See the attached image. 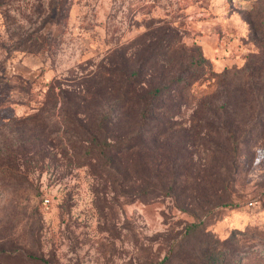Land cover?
I'll return each instance as SVG.
<instances>
[{"label":"rangeland","instance_id":"1","mask_svg":"<svg viewBox=\"0 0 264 264\" xmlns=\"http://www.w3.org/2000/svg\"><path fill=\"white\" fill-rule=\"evenodd\" d=\"M263 20L264 0H0V264L156 263L199 221L219 240L237 234L240 264H264V140L229 138L247 112L223 75L262 56ZM199 55L196 82L160 104L170 128L152 122L144 151L105 166L95 125L118 91L98 81L136 71L152 89L189 78ZM85 81L91 108L47 96ZM122 120L137 131L136 110Z\"/></svg>","mask_w":264,"mask_h":264},{"label":"trees","instance_id":"2","mask_svg":"<svg viewBox=\"0 0 264 264\" xmlns=\"http://www.w3.org/2000/svg\"><path fill=\"white\" fill-rule=\"evenodd\" d=\"M261 24L264 26V20ZM164 42L166 43V41ZM260 55L263 57L258 58L257 56L244 67L242 76L239 78L238 74H234L231 71L226 70L223 73L225 78L229 79L227 83L230 84L224 89L225 92L232 93L235 96V105L240 104L242 108L245 107L247 112L246 128L244 130L234 131L235 128L233 126L226 127L229 138L234 139L235 144L238 140L247 143L264 140V46ZM204 63H206V60L201 55L192 57L191 63L186 68L189 78L180 75L178 80H173L168 84L152 89L145 88L144 81H139L136 78V71L127 73V71L121 70L122 74L120 75L117 74L118 69L106 72L110 78L104 80V82L98 81V91L105 89L108 92H115L117 87L118 93L113 97L114 100L111 103L107 102L103 105V109L108 105V110L107 112L104 111L97 120L95 131H97L99 136L93 137L95 147L98 149L100 156L105 159V166L115 165L117 161H121V157L127 154L131 155L136 151H144L152 122H154V127L157 129L167 130L170 128L171 125L167 121L158 118L160 104L176 88L185 89L194 84L196 82L195 78H198V70ZM1 70L2 68L0 67V79ZM114 74L116 75L115 80ZM95 86L88 84L86 81L85 83L82 82L66 87L59 86L57 82H53L49 86L47 96L50 98L58 97L66 101L72 95V98L77 99L78 106L91 108L97 100L93 95ZM156 107L157 110L155 111ZM122 109L124 111L118 114L117 111ZM129 110H136V119L139 126L133 134L121 131V126H123L122 117L124 112ZM69 124L73 128L77 139L82 140L84 136L88 138L84 133L82 124L76 120L71 121ZM87 133L89 134V132ZM162 133L156 135V137ZM85 137L84 142L88 141ZM240 143L243 144V142ZM141 157L144 156L141 155ZM156 179L158 181L162 180L160 175L156 176ZM175 181L174 178L173 183ZM170 186L166 189L147 187L146 194L171 196L170 190H172V186ZM217 206L207 209L202 216L206 217L210 212L218 208ZM224 206L226 205L224 204ZM235 239H237V234L234 233L226 240H219L206 231L203 221H199L188 225L185 232L181 234L180 240L177 241V237H175L174 242H177V244L169 249L163 260L150 264H240L241 260L237 258V249L231 247ZM194 240L196 245H194L195 250L192 251L186 244Z\"/></svg>","mask_w":264,"mask_h":264},{"label":"built area","instance_id":"3","mask_svg":"<svg viewBox=\"0 0 264 264\" xmlns=\"http://www.w3.org/2000/svg\"><path fill=\"white\" fill-rule=\"evenodd\" d=\"M44 202H45L46 204H49V203H50V199H49V198H46ZM250 205H252V203H250Z\"/></svg>","mask_w":264,"mask_h":264}]
</instances>
